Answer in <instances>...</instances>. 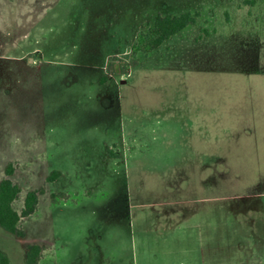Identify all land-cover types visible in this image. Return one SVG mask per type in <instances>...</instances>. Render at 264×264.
Returning a JSON list of instances; mask_svg holds the SVG:
<instances>
[{"label":"rangeland","instance_id":"obj_1","mask_svg":"<svg viewBox=\"0 0 264 264\" xmlns=\"http://www.w3.org/2000/svg\"><path fill=\"white\" fill-rule=\"evenodd\" d=\"M184 12L208 36L134 55ZM9 163L16 211L46 188L25 238L0 228L11 264L33 244L41 264H264V0H0V181Z\"/></svg>","mask_w":264,"mask_h":264},{"label":"trees","instance_id":"obj_2","mask_svg":"<svg viewBox=\"0 0 264 264\" xmlns=\"http://www.w3.org/2000/svg\"><path fill=\"white\" fill-rule=\"evenodd\" d=\"M206 20L201 18V13L184 12L180 14H158L150 29L146 33H140L133 46L134 55L138 53H151L163 44L169 41L172 37L179 35L185 29L192 27L197 28L202 32V36L196 37L197 40L208 36V30L204 28ZM137 66L138 62L135 61ZM129 63L124 60L111 61L107 64V76L100 80L101 84H105L110 77L122 78L127 74ZM107 153L111 158H117L110 149ZM16 165L9 163L5 168V177L0 181V228L6 232L14 235L17 238L23 239L26 237V232L23 227V222L32 217L39 208L40 198L46 194V188L40 187L31 190L26 194L24 200V207L21 212L16 211L14 203L19 199L21 188L14 183L12 177L16 173ZM62 173L60 171H53L46 178L48 184L55 183ZM60 200H68L67 194H52V200L56 203ZM45 247L37 244L29 245L26 248L25 264H41L45 254ZM0 264H11L8 256L0 253Z\"/></svg>","mask_w":264,"mask_h":264}]
</instances>
